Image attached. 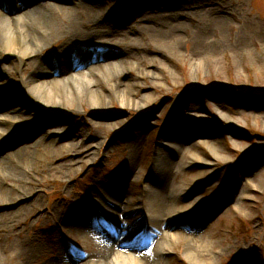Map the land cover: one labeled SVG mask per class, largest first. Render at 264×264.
Masks as SVG:
<instances>
[{"label": "rangeland", "instance_id": "rangeland-1", "mask_svg": "<svg viewBox=\"0 0 264 264\" xmlns=\"http://www.w3.org/2000/svg\"><path fill=\"white\" fill-rule=\"evenodd\" d=\"M23 1L29 2H18L21 12L43 0ZM85 1V10L80 11L73 5L71 12L91 18L102 30L126 34L112 44L102 38L99 40L92 54L102 57L98 60L100 65L110 63L105 47L110 52L129 56H122L126 61L121 66L106 69L111 70L108 76L116 84L115 90L106 82L96 81L100 102L93 105V99L88 97L80 111L70 108L61 113V119L66 122L63 129H72L78 124L80 130L88 127L81 139L95 154L81 157V153H70L68 159L73 163L55 172L50 167L43 173L35 169L39 196L32 203L43 206L42 213L53 212L65 198H75L74 203L91 207L96 204L91 190L103 192L105 187L113 188V182L125 165L131 164L136 170L133 175L138 177L125 187L124 198L134 195L136 202L131 209L139 208L146 173L151 171L149 168L156 159L160 143L170 140L169 135L174 132L175 140L183 144L193 141L187 149L193 153L202 151L210 160L207 165L178 167L177 157L170 156L171 148L165 146L162 150L168 153L172 164L160 180V188H165L167 182L172 184L176 172L179 177L175 187H180L184 180L189 184L196 182L190 189L193 194L190 190L184 192L179 201L175 200L176 205L186 206L195 201L200 208L178 223L176 232L185 238L172 249V259L167 264H191L186 256L191 242L185 234L201 237L207 244V253L214 257L212 264H257L255 261L264 264V0ZM7 12L12 16L16 14L10 8ZM58 12L62 16L71 14L69 10ZM257 29L258 42L248 34ZM232 33L238 36L234 39ZM29 63L21 64L11 57L1 58L0 69L5 71V82L17 84L21 75L29 74L25 69ZM118 90L133 99L134 104L122 101ZM39 108L34 116L23 115L26 127L33 128L38 118L44 119L56 111L51 104L43 103ZM4 112L0 113H8ZM195 113L201 116L189 119ZM234 119L238 123H234ZM91 123L94 124L92 129L88 126ZM35 130L10 141L4 153L24 144L31 146L42 132V129ZM194 130L197 132L192 133ZM201 132L209 142L204 147L197 141L203 137ZM77 136L75 138L79 139ZM215 144L220 146L216 150L218 154L228 156L229 161L216 157ZM61 146L48 148L43 145L33 154L38 160H47L64 153ZM2 153L0 151V155ZM57 160L54 159L55 164ZM232 171L241 173L233 186V194L232 189L226 187ZM194 176H198L197 179ZM257 178L262 180L261 189L254 188L253 198L243 202V182L254 186ZM169 201L172 200H166L165 204ZM26 209L18 212V205L13 209L0 205V221L8 220L1 217L4 213L10 214L12 221L23 220L27 216ZM128 216L135 217L133 213ZM98 217L102 220L96 219L95 228H90L86 234L77 232L75 226H67L63 246L54 234L45 248L47 253L41 246L34 254L26 249L22 256L18 254L20 238L0 227V248L5 251L0 264H38L55 258L64 247L73 249L79 259L84 260L94 252L95 235L100 234V229L110 234L109 241L127 238L121 234L117 237V233L113 234L115 229L110 233L108 222L112 219L103 210ZM135 222L138 227H148L136 219ZM34 224L35 229L36 225L45 227L35 230L38 237L46 234L50 224L53 233L59 229L46 218ZM119 225L121 230L126 224ZM32 231L26 230L25 235Z\"/></svg>", "mask_w": 264, "mask_h": 264}, {"label": "bare ground", "instance_id": "bare-ground-1", "mask_svg": "<svg viewBox=\"0 0 264 264\" xmlns=\"http://www.w3.org/2000/svg\"><path fill=\"white\" fill-rule=\"evenodd\" d=\"M18 2L24 4L29 1L0 0V59L16 58L21 64L30 61V65L25 68L29 74L21 75L17 84L5 82L7 80L5 71L0 69V111L8 112L7 114L0 113V151L3 152L0 155V205L10 209L18 205V212L27 208V216L23 220L12 221L10 214L4 213L1 217L8 220L0 221V227L9 231L11 236L13 234L20 238L21 245L18 244L21 250L18 251V254L22 256L26 249L30 254H34L41 246L47 253L45 248L54 239V234L58 237V243L62 245L67 226H75L77 232L86 234L90 228L91 230L95 228L93 216H96L100 208L108 210L107 214L112 218L111 227L112 224L119 222L122 216L133 213L135 217H131L127 221L130 227L137 225L134 222L135 219L146 224L152 223L149 227L151 231L145 238L143 237L144 232L138 231L136 237L124 234L127 237L125 240L111 243L104 237L108 236L107 233L100 230V234L95 235L94 252L90 257L82 259L83 261L76 253L70 254V251L67 252L64 247V250H59L55 258L38 264H167L169 259H172V249L175 248L179 240L185 238L182 233L176 232L178 223L182 222L188 214L198 212L200 208L195 201H190L191 203L186 206H179L175 203V200L179 201L184 195L183 193L190 190L196 182L189 184L184 180L180 187H175V182L179 177L176 172L173 173V183L167 182L165 188H160V180H163L164 174L168 170L170 171L172 164L170 156L177 157L178 167L207 165L210 159L203 155L202 151L193 153L190 148L187 149L193 141L188 144L179 143L175 140L173 132L169 135L170 140L160 143L161 147L156 159L153 160V164L149 168L151 171L147 172L146 176L143 175L146 180L139 208L131 209L136 202L134 195L124 198L125 187L135 181L134 177H138L133 175L136 170L131 164H128L113 182V188L105 187L103 192L96 189L91 190L93 196L98 200L95 205L88 207L84 206V203H74L75 198H65V202L57 204V207L52 210L53 212L42 213L43 206L32 203L39 196L35 187L37 184L35 169L43 173L50 167L49 169L55 172L65 166L69 167L73 163L68 159L70 153H81V157L95 154L94 150L91 151V147L83 144L84 141L81 139L83 134L88 132V127L80 130L78 124L72 129H63L66 122L61 119V113L70 108L80 111L88 97L93 99V105L100 102V92L96 90V81L106 82L112 90H115L116 84L111 82L108 75H111L112 69L121 66L126 61L122 56L128 57L129 55L116 51L110 52L105 47L106 58L110 60V63L108 66L100 65L98 60L101 57L91 53L93 48L100 44L99 40L102 38L108 44H112L111 42L119 36H126V34L118 33L119 31L115 33L110 30H102L91 18H84L79 12H71L74 9L73 5L80 11L85 10V0H43L24 12L20 11L21 4ZM9 8L15 10L16 14L8 15ZM60 10H69L71 14L62 16L63 14L58 12ZM248 34L258 42V29L251 30ZM237 36L238 33H232L234 39ZM50 57H52L51 60ZM107 67L111 70H106ZM118 96L122 101L134 104L133 99L125 97L120 90H118ZM43 103L51 104L56 111L49 115L45 114L48 116L44 119L42 116L38 118V122L33 128L26 127L23 124V115L38 114L39 106ZM199 116L195 113L189 119ZM233 122L238 123V120L234 119ZM171 125L173 126V121H171ZM88 126L92 129L94 124L91 123ZM34 129L37 131L42 129L39 138L31 142L34 151L30 144H24L4 153V149L10 141L21 139L29 132L33 133ZM13 131H18V133L13 136ZM196 132L192 131V133ZM201 134L203 137L197 138L198 143H201H199L200 146L209 145L204 133L201 132ZM76 135H79L77 137L80 138H75ZM172 142L175 144L171 145ZM100 144L101 142L98 143L99 146ZM43 145L48 148L62 145L60 148H63L64 153L57 157H49L47 160H38L39 157L33 153L39 152ZM165 146L171 148L170 156L162 151ZM211 147L213 148V146ZM214 147L213 151L216 157L226 161L230 160L228 156L218 154L216 150L220 148L219 145L215 144ZM189 151H191L190 156L186 158ZM54 159H58L57 164L54 163ZM89 161L87 160V162ZM240 174V171H232L226 181V187L232 189L231 194L235 191L233 186L239 181ZM197 177L194 176L195 179ZM243 184L245 191L242 193L241 199L246 202L253 198L254 188L261 189L263 183L261 179L257 178L254 181V186L247 181ZM189 192L193 194L194 191L190 190ZM192 197L193 195L190 198ZM168 199L172 201L165 204ZM42 218L49 219L54 223V228H59L56 230L57 233H53L52 224H50L47 226L48 231L44 236H36L35 230L45 229L40 225H36V229L34 228V223ZM29 229L33 231L26 236L25 231ZM191 229L192 227H190ZM185 236L188 240L190 239L189 243L191 242L190 247L186 249V256L191 264H212L214 257L207 253V244L201 241V237L193 236L192 238L189 234H185ZM3 254L5 251L0 248V259ZM151 255L153 256L150 258ZM45 256L47 255L45 254ZM163 258L165 259L161 263ZM255 262L258 264L257 261Z\"/></svg>", "mask_w": 264, "mask_h": 264}]
</instances>
